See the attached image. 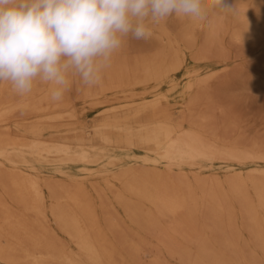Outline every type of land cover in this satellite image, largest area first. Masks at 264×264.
Listing matches in <instances>:
<instances>
[{
    "label": "bare ground",
    "instance_id": "obj_1",
    "mask_svg": "<svg viewBox=\"0 0 264 264\" xmlns=\"http://www.w3.org/2000/svg\"><path fill=\"white\" fill-rule=\"evenodd\" d=\"M225 3L233 12L209 11L207 23L178 18L175 31L162 22L151 25L145 43H132L129 34L98 85L83 89L72 77L60 101L51 92L41 96L38 80L25 95L0 83L3 119L62 104L78 114L75 97L87 100L106 90L120 95L129 90L127 83L148 87L165 80L170 86L168 94L140 101L132 93L123 108L105 115L92 137L81 122L71 123L64 133L76 151L69 163L56 164L52 179L31 175L30 158L59 152L62 145L13 134L9 126L0 131V264H264V140L245 136L243 121L229 113L228 104H219V69L201 71L203 62L225 57L230 28L242 43L261 34L252 12L264 18V3ZM232 14L238 17L230 23ZM200 27L206 30L203 43L193 33ZM188 45L196 48V61L188 62ZM182 77L183 90L172 94ZM45 131L37 125L29 132L36 137ZM59 132L51 127L48 134ZM114 146L123 149L121 155L136 146L153 157L132 168L106 153ZM98 162L117 174L105 186L80 184L105 174ZM72 163L79 172L71 171ZM47 197L54 205L46 207Z\"/></svg>",
    "mask_w": 264,
    "mask_h": 264
},
{
    "label": "clouds",
    "instance_id": "obj_2",
    "mask_svg": "<svg viewBox=\"0 0 264 264\" xmlns=\"http://www.w3.org/2000/svg\"><path fill=\"white\" fill-rule=\"evenodd\" d=\"M209 11L233 12L225 0H0V83L25 95L38 80L60 101L72 77L98 85L124 37L146 39L149 22Z\"/></svg>",
    "mask_w": 264,
    "mask_h": 264
},
{
    "label": "rangeland",
    "instance_id": "obj_3",
    "mask_svg": "<svg viewBox=\"0 0 264 264\" xmlns=\"http://www.w3.org/2000/svg\"><path fill=\"white\" fill-rule=\"evenodd\" d=\"M251 3L257 8L260 3H264V0H251ZM252 16L254 17L255 24L261 28V34L242 43L237 42L231 37L232 28H230L229 33L224 37L225 57H214L210 61L203 62L201 64V71L205 72L210 69H219L218 79L214 83V91L217 100H219V104L225 108H227L226 104H228L227 109L229 113L236 117L238 116L240 122L243 121L240 125L245 136L251 137L256 134L255 137L259 136L257 138H260L261 136L262 138L260 139L264 140V18L258 11H253ZM208 17L209 15H206L205 18H203L204 23L208 22ZM237 17V14L230 15V23L237 20ZM161 22L168 26V28L170 27V30L175 31L179 24V19L173 15ZM161 22H149L148 27L150 29L151 25L157 26ZM186 26L190 27L189 21ZM205 31V27L195 28L193 31V33L198 36L201 43H203ZM129 39L132 43H145L148 37L146 39L137 40L130 34ZM195 49L194 46L188 45V49L186 50L188 62L196 61ZM178 84V89L172 92V94L177 96L180 95L181 90H183L186 80L182 77L178 80ZM127 85H130L128 86L129 90H126L120 95H114V91L106 90L97 92L87 100L75 97V105L79 109L78 114L75 113L71 105L62 104L59 108L53 110H49L50 108H48V110L39 114H17L9 119L0 118V131L9 126L13 134L26 132L31 139H36L43 143L46 142L50 145H62L59 152L52 154L43 153L30 158V161L33 163V169L29 171L31 175L36 177L42 175L52 179L54 178L56 164H59L60 161L69 163V156L76 151L75 145L71 138H69V134H66L71 123L75 121L81 122L86 136L88 138L92 137L105 115L109 113L110 110L123 108L124 104L132 100V93L135 94V101H140V99H146L156 92L168 94L170 87L169 83L165 80L153 82L148 87H141L138 83L135 85L127 83ZM85 87L88 86L83 85V89H85ZM201 88L202 86L198 85L196 91H200ZM50 92L51 85L43 83L41 96H46ZM16 96L18 100L22 99L19 97L20 95ZM37 125L46 128V131L44 135L42 134L34 137L29 131L35 129ZM51 127H56V130L61 132L49 135L48 131ZM122 150L123 149L118 146L108 147L106 153L116 158H122V161L132 168H137L142 158L150 156L147 154L146 150L141 147H129V151L121 155ZM159 161L162 167L163 161ZM71 166V171L75 173L79 172L78 163H72ZM97 167L105 170V174L100 176H88L87 181L83 180L80 184H87L88 187L91 188V181H97L99 184L105 186L107 185V181L112 179L113 175L117 174V170H109L110 166L107 163L98 162ZM109 194L112 196L111 192H109ZM128 196L129 198L132 197L131 194H128ZM54 203V199L47 197L45 201L46 207L52 206ZM170 263L183 264L172 260Z\"/></svg>",
    "mask_w": 264,
    "mask_h": 264
}]
</instances>
